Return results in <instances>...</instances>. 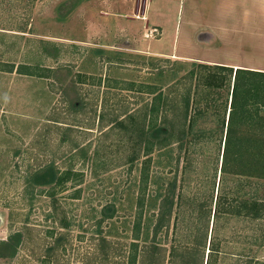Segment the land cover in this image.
Segmentation results:
<instances>
[{
    "label": "rangeland",
    "instance_id": "374dc122",
    "mask_svg": "<svg viewBox=\"0 0 264 264\" xmlns=\"http://www.w3.org/2000/svg\"><path fill=\"white\" fill-rule=\"evenodd\" d=\"M144 3L0 0V255L19 235L0 264H129L133 243L137 264H207L213 245L215 264H264V218L237 209L264 180L222 172L234 76L208 104L197 61L150 54L173 45L183 0H154L148 21ZM160 92L175 138L147 154ZM199 112L215 121L204 139ZM49 165L68 173L54 192L31 184Z\"/></svg>",
    "mask_w": 264,
    "mask_h": 264
},
{
    "label": "trees",
    "instance_id": "16d2710c",
    "mask_svg": "<svg viewBox=\"0 0 264 264\" xmlns=\"http://www.w3.org/2000/svg\"><path fill=\"white\" fill-rule=\"evenodd\" d=\"M197 63L203 70L207 71L200 77L203 85L211 92L209 93L208 90V93L202 96L207 102L210 96L213 95L214 90H220L225 87L228 77L227 73L232 77L234 76L228 121H226V118H223L220 120L221 126L219 127L223 136L222 138L225 139L222 163L223 174L246 177L249 180H264V72L246 69L235 70L227 66L202 62ZM26 72L24 74L32 75L28 71ZM151 94H156V92ZM189 95L187 94L188 99L185 101L187 109L190 107ZM201 98H197L196 100L199 101ZM163 102H165L163 93L160 92L154 96L149 110V124L140 132V140L142 143H145L147 154L157 146L161 148L171 144V141L175 138L174 127L172 128L168 122L167 125L166 123H159L158 116L161 103ZM211 121L215 123V121ZM211 121L206 118L202 119V114L199 112L197 116L189 120L188 128L191 132L196 133L197 138L204 139L206 138L204 130L212 126ZM216 125L219 126L218 123ZM186 137L187 134L183 132L176 140L181 142ZM67 176L68 173H64L63 175L54 165H49L32 176L31 184L34 187L42 189L50 188L54 192L57 187L65 184ZM52 191L50 194H54ZM252 197V199L242 201L240 207H237V209L241 211L243 207V212L247 217H250L252 220H261L264 218V199L262 197L261 199ZM112 214L111 208H106L104 219L112 218ZM16 236H11L8 241L1 243V248L8 250L7 255H0L1 258L12 257L16 254L15 243L17 242L18 244L19 241H16V238L19 235ZM131 251L132 255L129 264H137L138 245L136 243L132 244ZM216 252L217 250L213 245L207 264H215L213 257Z\"/></svg>",
    "mask_w": 264,
    "mask_h": 264
},
{
    "label": "crops",
    "instance_id": "0c3cea01",
    "mask_svg": "<svg viewBox=\"0 0 264 264\" xmlns=\"http://www.w3.org/2000/svg\"><path fill=\"white\" fill-rule=\"evenodd\" d=\"M153 2L145 0L139 20ZM180 12L173 45L150 54L264 72L248 59L264 50V0H183Z\"/></svg>",
    "mask_w": 264,
    "mask_h": 264
}]
</instances>
